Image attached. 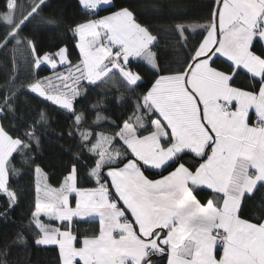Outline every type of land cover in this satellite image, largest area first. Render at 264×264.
Listing matches in <instances>:
<instances>
[{"label": "snow or ice", "instance_id": "6c2138e0", "mask_svg": "<svg viewBox=\"0 0 264 264\" xmlns=\"http://www.w3.org/2000/svg\"><path fill=\"white\" fill-rule=\"evenodd\" d=\"M43 3L33 0L30 11L17 20V0H6L7 11L0 13V21L9 31L0 47H6L9 39L21 43L20 30ZM79 3L89 15H99L97 9L115 11L72 29L79 37L81 61L68 75L58 77L64 81L63 92L52 94L41 81L28 87L75 117L82 143L91 144L88 151L97 157L89 175L98 187H77L75 164L59 189L46 185L45 196L37 198L32 213L40 233L35 243L58 245L61 264H75L77 258L82 264H154L150 257L163 254L167 264H264V222H249L238 215L242 198L264 188V50L259 54L252 51L257 38L264 41V0H216L206 25L177 24L185 43L186 30L199 28L206 35L189 50L182 70L159 76L143 95V103L137 102V112L143 109L146 114H158L151 119V130L139 134L138 128H146L145 117L134 114L135 124L129 117L112 136L96 133L95 143L90 139L93 133L80 128L83 117L73 107L80 94L76 84L82 79L92 83L106 80L118 70L129 85H135L142 77L127 68L130 57L144 60L159 72L157 54L152 51L157 37L136 21L129 7L117 6L113 0ZM25 41L37 67L47 62L56 68L53 55L40 56L34 41ZM217 54L231 62L230 71L210 63ZM55 56L65 63L66 49L60 48ZM73 68L79 75L73 74ZM241 68L258 82V91L232 86ZM69 80L73 81L71 87ZM13 97L5 95L0 110L7 107L12 111L9 101ZM249 109L258 117L256 126H249ZM47 119L42 111L37 123L46 124ZM101 119L104 117L98 113L97 120ZM25 135L39 146L34 128ZM28 149L27 141L13 138L0 126V193L7 196L10 207L18 199L8 186L10 171L17 172L10 169V158L18 151L25 155ZM186 152L200 158L197 167L180 162ZM145 166L173 170L160 179H150L142 170ZM35 171L41 169L37 166ZM200 186L210 189L214 198L202 204L194 195ZM71 193L76 194L75 208L70 206ZM42 215L69 224L73 217L95 215L99 234L85 236L82 247H75L71 231L45 225ZM218 244L222 247L219 257Z\"/></svg>", "mask_w": 264, "mask_h": 264}, {"label": "trees", "instance_id": "16d2710c", "mask_svg": "<svg viewBox=\"0 0 264 264\" xmlns=\"http://www.w3.org/2000/svg\"><path fill=\"white\" fill-rule=\"evenodd\" d=\"M32 2L33 0H17V20L22 18V14L30 11L28 5ZM113 2L117 6L129 7L136 21L148 27L157 37L152 51L157 54L159 72L142 61L129 60L127 68L142 77L135 85H129L118 70H113V74L106 80L92 83L82 79L76 84L80 94L73 100V107L75 112L83 117L80 128L93 133L90 138L92 143H95L96 133L114 135L129 117H133L130 122L135 124L134 114L144 115L146 128H138V131L141 135L148 134L151 130V119L157 118L158 114L152 116L146 114V110L143 109L137 112V102L143 103V95L159 76L182 70L185 66L183 62L191 55L189 50L198 46V42L206 35L199 28L195 32L186 30L185 43L177 32L176 25L186 27L206 25L212 19V10L216 7V0H113ZM5 11L6 0H0V13ZM97 11L99 15H89L79 0H44L38 14L30 18L20 30L21 43L17 45L15 39H9L6 47H0V103H3L5 95L14 94L13 99L9 101L13 110L9 111L7 107L0 110V126L13 138L18 137L29 143V149L24 150L25 155L18 151L10 158L9 167L15 168L17 172L12 174L10 171L8 186L17 194V202L10 207L7 196L0 193V264H61L57 247L35 243L36 239L40 238L39 229L35 227L32 218L36 205L37 166L43 171L47 184L52 188H60L73 164L78 168L77 187L88 189L98 186L95 179L89 175L97 157L88 151L91 144L85 146L82 143L75 125V117L59 105L32 92L28 87L36 81H41L52 93L56 88L65 90L64 81L58 77L68 75L69 69L81 61L77 47L79 38L72 29L79 23L108 15L115 9ZM47 20H53L54 23H45ZM8 31L9 28L0 21V44L4 43ZM25 38L34 41L40 56L47 53L56 59L55 53L60 48H65L67 64L56 66L55 69L48 64L37 67ZM262 50L264 45L257 39L252 51L259 54ZM210 63L214 67L230 71V62L218 55L213 57ZM73 74L79 75L75 73L74 68ZM68 82L71 87L73 81ZM232 86L249 91L254 88L258 91L259 87L258 82L251 79L242 69L234 76ZM42 111L48 118L47 123L43 125L37 123ZM98 113L104 119L98 121ZM33 128L39 138V146L35 140L28 141L25 135ZM180 162L195 168L201 160L186 152L181 154ZM173 167H165L159 171L143 167L142 170L148 178L157 179L165 176ZM194 195L201 203H206L215 196L211 190L200 187L195 190ZM71 197L70 203L73 204L74 197L73 195ZM238 215L253 223L264 221V188H257L254 194L246 195L242 199ZM42 221L52 228L70 230L76 236L77 244L83 237L93 236L98 232L96 221L73 220L70 224L47 219ZM18 236H22L23 239L19 240ZM166 258V254L150 257L154 264H166Z\"/></svg>", "mask_w": 264, "mask_h": 264}, {"label": "crops", "instance_id": "0c3cea01", "mask_svg": "<svg viewBox=\"0 0 264 264\" xmlns=\"http://www.w3.org/2000/svg\"><path fill=\"white\" fill-rule=\"evenodd\" d=\"M102 7H105V6H102ZM79 38V37H78ZM258 39V38H257ZM261 43L264 45V41H261ZM218 55V54H217ZM219 56V55H218ZM222 58H224V57H222ZM224 59H226V58H224ZM211 62V61H210ZM230 62V61H229ZM231 63V62H230ZM242 69V68H241ZM242 70H244V69H242ZM245 72H246V70H244ZM86 80V79H85ZM55 91V90H54ZM234 103V102H233ZM253 118H257L258 119V117L256 116V113H255V110L254 109H249V117H248V121H249V126H256L257 125V122H254L253 121ZM170 131V130H169ZM147 135V134H146ZM190 153V152H189ZM192 154V153H191ZM192 155H194V154H192ZM187 166V165H186ZM145 168H148V167H146L145 166ZM148 169H151V170H154V171H159V170H161V169H152V168H148ZM107 171V170H106ZM106 171H105V175H106ZM172 171V170H171ZM168 174V173H167ZM166 174V175H167ZM106 178H107V176H106ZM161 178V177H160ZM160 178H157V179H160ZM107 181H108V183H109V185L111 184V180H110V178H107ZM44 184H41V186H38L37 185V180H36V200H37V198L39 197V198H41V200H43V198H44V196H45V186L47 185V187H49V188H52V187H50L48 184H47V182H46V184H45V182H43ZM39 187V189H40V191L38 192L37 191V188ZM98 187V186H97ZM200 188H205V189H207L206 188V186H200ZM53 189H59V188H53ZM88 189H91V188H88ZM208 190H210V189H208ZM112 192H113V194H114V189H112ZM71 195H73V197H74V203L73 204H71L70 203V206L72 207V208H75V203H76V194L75 193H71L70 194V196H69V202H70V199L72 198L71 197ZM246 195H248V194H246ZM245 195V196H246ZM118 199V198H117ZM243 199V198H242ZM222 202V201H221ZM207 203V202H206ZM203 204V203H202ZM119 206L121 207V208H123L124 206H123V203H122V201L119 203ZM128 215L130 216V213H128ZM40 219H41V221L43 220V219H47V220H50L48 217H45V216H41L40 217ZM73 220H78V221H96L97 223H98V232H97V234L96 235H98L99 234V228H100V224H99V217L98 216H92V217H73V219H72V221ZM52 221H56L57 223H65V222H67V221H57V220H52ZM71 221V222H72ZM43 222V221H42ZM264 222V221H263ZM67 223H69V222H67ZM61 231H70V230H66V229H60ZM72 235L74 236V237H76L73 233H72ZM84 238V237H83ZM82 238V239H83ZM82 239L80 240V243L79 244H77L76 243V239L73 241V244H74V246L75 247H82ZM41 246H55V247H57L58 248V250H59V247H58V245H55V244H49V245H41ZM222 254V249H219L218 247H217V251H216V255H217V257H219V255H221ZM167 256V255H166ZM75 264H82V262H80L79 261V259L77 258V260L75 261ZM166 264H167V258H166Z\"/></svg>", "mask_w": 264, "mask_h": 264}, {"label": "rangeland", "instance_id": "374dc122", "mask_svg": "<svg viewBox=\"0 0 264 264\" xmlns=\"http://www.w3.org/2000/svg\"><path fill=\"white\" fill-rule=\"evenodd\" d=\"M102 7V6H101ZM98 10V9H97ZM104 16V15H103ZM101 17V16H100ZM98 17V18H100ZM97 18V19H98ZM79 43V42H78ZM79 49V48H78ZM80 52V51H79ZM56 63H57V66L59 65H64V64H67L68 60H66L65 63L61 64L60 63V57L56 56ZM129 60H139V61H142L143 63H145L146 65L150 66L149 64H147L144 60L140 59V58H134V57H130ZM41 64H48L47 62H44V63H41ZM50 66V64H48ZM151 67V66H150ZM87 80V79H86ZM88 81V80H87ZM90 82V81H89ZM68 85L70 87V84L68 82ZM49 87V86H48ZM49 90V88H47ZM50 91V90H49ZM57 92H63V89L62 88H56L55 91L52 93V94H56ZM36 180H37V185L38 186H41V184H44L43 182H45L46 184V179H45V174L43 173V171L41 170L40 173H37L36 172Z\"/></svg>", "mask_w": 264, "mask_h": 264}, {"label": "built area", "instance_id": "2783aa9c", "mask_svg": "<svg viewBox=\"0 0 264 264\" xmlns=\"http://www.w3.org/2000/svg\"><path fill=\"white\" fill-rule=\"evenodd\" d=\"M233 110H234V109H233ZM253 120H254V122H257V123H258V119H257V118H254ZM217 247H218L219 249H222V247H221L219 244L217 245Z\"/></svg>", "mask_w": 264, "mask_h": 264}]
</instances>
